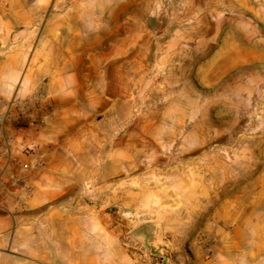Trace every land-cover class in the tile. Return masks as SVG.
Here are the masks:
<instances>
[{
  "label": "rangeland",
  "instance_id": "1",
  "mask_svg": "<svg viewBox=\"0 0 264 264\" xmlns=\"http://www.w3.org/2000/svg\"><path fill=\"white\" fill-rule=\"evenodd\" d=\"M245 1L0 0V30L65 29L75 16L76 62L96 64L79 70L94 86L106 76L117 98L90 122L127 141L124 177L138 179L123 183L149 210L165 201L174 227L264 207L250 180L264 173V21Z\"/></svg>",
  "mask_w": 264,
  "mask_h": 264
},
{
  "label": "crops",
  "instance_id": "2",
  "mask_svg": "<svg viewBox=\"0 0 264 264\" xmlns=\"http://www.w3.org/2000/svg\"><path fill=\"white\" fill-rule=\"evenodd\" d=\"M244 4H253L264 21V0ZM66 15L65 29L0 30V98L22 100L40 90L47 97L38 107L11 111L3 126L17 143L32 121L44 128L36 137L40 168L19 172L29 160L14 149L17 162L0 169L7 201L0 208V264H264L263 205H245V211L231 205L224 215L203 220L201 213V219H178L172 227L165 201L149 210L140 202L145 194L123 183L138 179L124 177L123 160H132L127 141L116 138L115 128L102 138L89 118L92 108L114 110L106 100L116 101V94L106 76L94 86L79 70L81 62L96 64L76 62L77 35L69 26L75 16ZM254 176V195L264 199V173ZM28 185L32 192L25 198Z\"/></svg>",
  "mask_w": 264,
  "mask_h": 264
},
{
  "label": "built area",
  "instance_id": "3",
  "mask_svg": "<svg viewBox=\"0 0 264 264\" xmlns=\"http://www.w3.org/2000/svg\"><path fill=\"white\" fill-rule=\"evenodd\" d=\"M46 98V93L42 90L22 100L13 98L7 101L0 98V169L8 168L17 162L16 157L13 155L14 149L19 150V152L29 160V165H21L19 172H28L42 166L43 152L41 151V145L37 142L36 137L44 128L43 122L38 120L32 121L29 124V132L24 136L21 143H17L14 136L5 135L3 126L11 111L31 106L38 107ZM3 186L2 182H0V189H2ZM31 192L32 187L30 185L26 186L24 190L25 198H28ZM6 207V198L0 194V208L4 209Z\"/></svg>",
  "mask_w": 264,
  "mask_h": 264
},
{
  "label": "bare ground",
  "instance_id": "4",
  "mask_svg": "<svg viewBox=\"0 0 264 264\" xmlns=\"http://www.w3.org/2000/svg\"><path fill=\"white\" fill-rule=\"evenodd\" d=\"M235 1V0H234ZM236 3H237V1H236ZM262 4V3H261ZM239 5V4H238ZM242 5V4H241ZM261 6V5H260ZM244 7V6H243ZM243 7L241 6L240 8H239V11H242L243 13L245 12V10H243ZM258 9V8H257ZM247 11V10H246ZM252 13V12H251ZM262 13H264V12H262ZM253 15V14H252ZM203 16V15H202ZM250 16V15H249ZM253 18V17H252ZM245 19H247V18H245ZM256 20V19H255ZM254 20V21H255ZM260 30V29H259ZM261 30H263V29H261ZM201 31H203V29L201 28ZM205 32V31H204ZM239 33V32H238ZM240 39V38H239ZM218 41H219V39H218ZM244 41V40H243ZM246 42V41H245ZM256 43V42H255ZM247 44V43H246ZM257 46V45H256ZM262 56H264V55H262ZM261 57V56H260ZM263 58V57H262Z\"/></svg>",
  "mask_w": 264,
  "mask_h": 264
}]
</instances>
